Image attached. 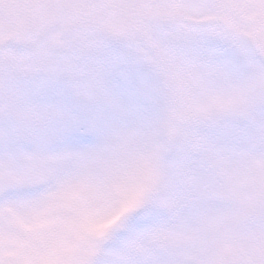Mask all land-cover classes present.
I'll use <instances>...</instances> for the list:
<instances>
[{"label":"snow or ice","instance_id":"obj_1","mask_svg":"<svg viewBox=\"0 0 264 264\" xmlns=\"http://www.w3.org/2000/svg\"><path fill=\"white\" fill-rule=\"evenodd\" d=\"M0 264H264V0H0Z\"/></svg>","mask_w":264,"mask_h":264}]
</instances>
